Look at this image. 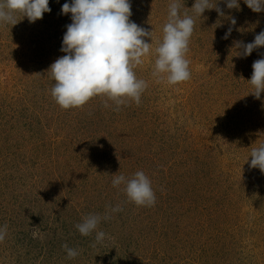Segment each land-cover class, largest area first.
<instances>
[{"label":"rangeland","instance_id":"obj_1","mask_svg":"<svg viewBox=\"0 0 264 264\" xmlns=\"http://www.w3.org/2000/svg\"><path fill=\"white\" fill-rule=\"evenodd\" d=\"M66 2L0 26V264H264V173L249 166L264 145V93L257 99L248 81L264 47L248 57L234 48L264 31V12L211 0L225 15L195 16V0H179L195 26L191 79L173 85L153 76L171 0H131L130 19L153 37L134 69L148 85L141 103L116 111L97 96L64 109L47 72L65 55ZM137 171L151 180L152 207L112 186L113 174ZM109 205L123 210L101 220L103 241L82 236L75 226ZM64 244L79 255L68 258Z\"/></svg>","mask_w":264,"mask_h":264},{"label":"clouds","instance_id":"obj_2","mask_svg":"<svg viewBox=\"0 0 264 264\" xmlns=\"http://www.w3.org/2000/svg\"><path fill=\"white\" fill-rule=\"evenodd\" d=\"M223 3L230 10H240L241 0H223ZM243 3L255 13L264 12V0H243ZM191 9L195 16H203L206 10L212 9L220 16L225 15L218 4L212 5L211 0H195ZM50 12L49 0H0V26H15L17 14L34 23ZM61 14H71L72 22L66 26L63 36L61 52L65 55L52 63L47 72L55 81L51 89L55 102L64 109L78 108L93 97L101 96L112 101L116 111L131 101L139 105L148 85L137 77L134 69L142 65L143 58L150 53L151 43L145 38L151 37L153 42V37L152 32L130 19L133 15L131 0H70L62 5ZM230 19L234 27L237 21L234 17ZM194 26V17L183 11L179 0H171L162 42L156 48L153 76L159 79L166 76L167 82L173 85L191 79L190 61L186 55ZM233 27L228 28L224 39L231 36ZM261 47H264V31L252 42H234L240 57H248ZM252 67L253 74L248 81L254 87L252 94L260 99L264 93V58L254 61ZM107 100L105 107H109ZM250 157V168L264 173V145L253 148ZM112 177V186L117 189L123 186L128 201L136 206L156 204L151 180L143 171H137L131 178L122 174ZM122 210L120 205H109L105 215L89 214L75 227L85 237L95 232L96 243H101L105 237L103 231H97L101 220H108L111 213ZM6 236L7 226H0V242ZM63 247L68 258L79 255L78 250L67 244Z\"/></svg>","mask_w":264,"mask_h":264}]
</instances>
